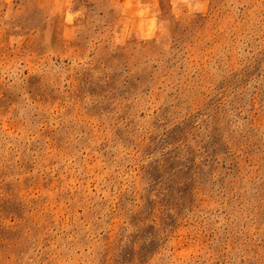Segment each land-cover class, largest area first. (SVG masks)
Here are the masks:
<instances>
[{
  "label": "rangeland",
  "instance_id": "rangeland-1",
  "mask_svg": "<svg viewBox=\"0 0 264 264\" xmlns=\"http://www.w3.org/2000/svg\"><path fill=\"white\" fill-rule=\"evenodd\" d=\"M0 264H264V0H0Z\"/></svg>",
  "mask_w": 264,
  "mask_h": 264
}]
</instances>
